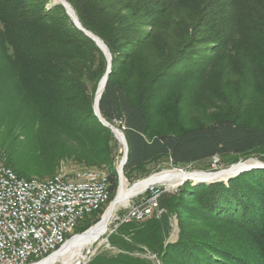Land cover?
<instances>
[{
	"label": "trees",
	"instance_id": "1",
	"mask_svg": "<svg viewBox=\"0 0 264 264\" xmlns=\"http://www.w3.org/2000/svg\"><path fill=\"white\" fill-rule=\"evenodd\" d=\"M67 2L111 53L99 110L125 135L129 181L145 179L160 159L180 168L217 156L224 165L264 161V0ZM107 68L102 49L62 3L0 0V108L32 103L42 125L87 139V151L78 157L86 166L108 167L112 201L120 181L118 140L94 109ZM179 70L186 73L172 81ZM201 75L215 84L228 79L233 91L220 95L213 121L185 126L172 100ZM30 133L23 140L30 141ZM4 165L25 175L11 151ZM159 203L166 213L121 224L108 237L118 252H98L88 264H157L143 256L147 252L161 264H264V168L243 171L228 183L186 181L177 193L161 194ZM105 208L77 232L101 220ZM173 215L176 241L170 240Z\"/></svg>",
	"mask_w": 264,
	"mask_h": 264
},
{
	"label": "built area",
	"instance_id": "2",
	"mask_svg": "<svg viewBox=\"0 0 264 264\" xmlns=\"http://www.w3.org/2000/svg\"><path fill=\"white\" fill-rule=\"evenodd\" d=\"M113 216L110 233L121 224L159 215V189ZM109 177L92 169L26 178L0 163V264H36L84 233L77 228L110 201ZM94 253L85 260L88 264ZM154 257H156L154 255ZM150 258V257H149Z\"/></svg>",
	"mask_w": 264,
	"mask_h": 264
},
{
	"label": "rangeland",
	"instance_id": "3",
	"mask_svg": "<svg viewBox=\"0 0 264 264\" xmlns=\"http://www.w3.org/2000/svg\"><path fill=\"white\" fill-rule=\"evenodd\" d=\"M52 2L54 4L56 2L58 3V1L56 0H52ZM147 30H152V27H147ZM208 49V47L203 48V51L198 53L199 57L204 53V51L206 52ZM210 71L211 70L209 69V72ZM184 73L186 72L183 70L175 72L171 75V80H176L179 76ZM209 75H205L204 78H202V75L196 76L195 78H197V80L195 81L194 78L193 81L189 82V85L186 87L187 89L183 90L179 97H175L177 98V101L175 99V101L172 100L173 106L178 105L181 112L180 116L186 119L185 126H191L203 122L213 121L215 119L214 115H216L215 112L218 113V108L220 106V103H222L220 95L224 93V95L229 96L230 93L233 91V84L230 80L226 79L225 81H223V83L215 84V82L207 81L206 78L209 77ZM200 77L203 80H200ZM249 92L251 93V90ZM251 95H253V93H251ZM21 102L22 101L20 100L19 105L17 104L15 106V108H17L18 110L12 108L11 110L6 112V110L0 108V154L2 156V158H0L1 163L4 164L5 156L9 154V151H11L15 160L18 161L24 167L23 172L25 174L24 177L26 178H38L43 180L53 176L58 172L72 174L85 169L97 170L108 174L109 170L108 167H106L105 165H101L98 163L97 165L95 164L86 166L82 162L81 158L78 157L87 151V139L70 138L65 136L64 134H59L58 131L56 132L48 126L42 125L41 121L37 120L34 117V114L32 113V103L26 105L25 103ZM29 130L31 132L30 134H32L33 137L30 138V141L26 142L25 140H23V138L25 137L26 132H28ZM97 154L98 152L95 154L96 158H98ZM123 155L124 147L123 144L120 143V141L118 140V153L116 154L115 158V163L118 166V169L120 168V162L122 160ZM149 167L153 170V172L149 175L151 176L155 173H159L164 170L179 169L188 171L204 170L205 172H215L212 170H220L229 166H225L224 163L220 160V157H214L212 159L200 161L193 165H189L183 168L172 167L166 159H160L152 163ZM230 178L220 179L218 181H224L225 183H228ZM125 179L128 185L131 186L143 180L144 178L138 179L133 182L129 181L127 177H125ZM186 181L192 182L193 185H198L199 183H212L210 181ZM186 181L180 183V185H177L178 187H169L166 184L155 186V190H160L157 194L158 203L160 201L161 194L177 193L180 187ZM149 192L154 193L153 190L146 191L145 193L131 199L129 204L150 198L151 196H149ZM111 202L112 201H110V203ZM110 203L106 205V208L103 214L100 216V219L104 215ZM129 204L127 206L120 207L118 209L119 211L117 210V212H124L129 206ZM161 209L162 210L160 214L156 215V217H159L163 213L167 212V209L164 206H162ZM112 221L113 218L110 222L107 232L103 234L98 241L84 248L83 257L77 255L70 260L69 264H84L85 260L89 258L92 252L94 253V255L101 251H109L111 254H116L118 252L117 249L110 245L108 239L109 235L112 234L110 233V230L115 225ZM171 224L173 228L170 240L176 241L179 232L178 219L176 215H173L171 217ZM143 256L150 257L151 259L155 260L157 264H161L160 261L157 260V257H154L153 254L147 252L146 254H143Z\"/></svg>",
	"mask_w": 264,
	"mask_h": 264
},
{
	"label": "bare ground",
	"instance_id": "4",
	"mask_svg": "<svg viewBox=\"0 0 264 264\" xmlns=\"http://www.w3.org/2000/svg\"><path fill=\"white\" fill-rule=\"evenodd\" d=\"M71 9L72 7H68L69 11H71ZM105 75L101 79L97 88L94 106L96 108L99 103L100 96L104 90V84L106 81ZM113 129L116 136L120 139V143L123 144V147L125 149L126 140L124 139L122 132L114 126ZM255 164H259L257 162V159H251L245 163L233 165L232 167H229L228 169L217 173L191 172L188 170L179 169L164 170L162 172L155 173L131 186L128 185L123 175L120 180L118 192L110 205L107 207L101 220L84 233H81L80 235H77L70 239L61 249L53 253L51 256L36 264H69L70 260L73 257L77 255L83 257L84 248L98 241L102 237V235L107 232L115 212H117L120 207L127 206L130 203L131 199L145 193L146 191L152 190L157 185L166 184L169 187H176L186 180H193L195 182H209L216 179L227 178L228 176L238 172L239 170Z\"/></svg>",
	"mask_w": 264,
	"mask_h": 264
},
{
	"label": "water",
	"instance_id": "5",
	"mask_svg": "<svg viewBox=\"0 0 264 264\" xmlns=\"http://www.w3.org/2000/svg\"><path fill=\"white\" fill-rule=\"evenodd\" d=\"M56 1L62 3L65 6V8L67 9V12L71 15V17L73 18L75 24L80 29H82L87 35H89L91 38H93L96 41L97 45L102 49V51L106 55L107 60H108V68H107V71L105 73L106 74L105 75L106 76V81H105V84H104V88H105L106 83L108 81L109 73L111 72V65H112V57H111V53L109 51V48L107 47V45L105 44V42L100 37H98L97 35H95L94 33L90 32V31H88L87 29H85L83 27V25L81 24V22H80V20H79V18L77 16V14H76V12H75V10L73 8L71 9V11L68 10V7H71V4L69 2H67V0H56ZM100 98H101V96H100ZM94 109H95V115L98 116V118L100 119V121L105 126L109 127L113 131V133L115 134L112 124L109 123V122H107L104 118H102V116L100 114V110H99V103L97 105V108L95 107ZM122 135H123L124 139H126L124 133H122ZM115 136H116V134H115ZM116 138L120 141V139L117 136H116ZM128 151H129L128 150V144H127V141H126V145H125V149H124V155H123L122 160L120 162V168L118 169V173H119L120 180H121V178L124 175V167H125V164L127 163V160H128ZM251 159H257V162L259 164H255V165H252V166H249V167H245V168L239 170L238 172H236V173L228 176L227 178H222V179H228L230 177H233V176L238 175L239 173H241L243 171L251 170L253 168H264V161H262V160H260L258 158H255V157H251V158H248V159H245V160H240V161H238L236 163H232L230 165H225V166L232 167L233 165H236V164H239V163H245V162H247V161H249ZM229 167H227V168H229ZM227 168L220 169V170H212V171H215V173H217V172H221L223 170H226ZM191 172H205V171L204 170H193ZM218 180H220V179L212 180L210 182H214V181H218ZM201 182H206V181H201Z\"/></svg>",
	"mask_w": 264,
	"mask_h": 264
}]
</instances>
